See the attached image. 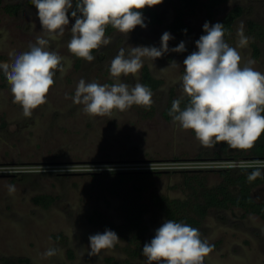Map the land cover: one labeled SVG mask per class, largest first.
<instances>
[{"label": "rangeland", "instance_id": "obj_1", "mask_svg": "<svg viewBox=\"0 0 264 264\" xmlns=\"http://www.w3.org/2000/svg\"><path fill=\"white\" fill-rule=\"evenodd\" d=\"M1 1L2 7L21 5L17 14L0 9V62L11 63L14 55L10 53L28 51L42 29L32 0ZM198 1L195 10L185 18L192 29L190 37L181 38L167 29L175 16L177 0H163L153 7L162 24L151 23L145 13L146 27L137 26L127 35L118 30L106 35L111 43L101 46L93 61L84 60L79 65L67 49L75 22L69 13L70 23L64 36L49 43V50L62 57V71L56 72L47 102L33 110L30 117L13 102L10 87L0 71V264H125L129 259L125 235L108 225L123 223L126 206L143 202L148 205L144 224L150 236L167 220L153 205V193L172 200H187L190 191L185 185V172L208 171L202 177H206L209 188L222 182L219 167L228 168L230 164L212 159L222 151L221 142L205 147L193 131L180 129L172 118L163 115L170 97L183 95L178 78L183 74L184 59L198 50L195 42L206 34L204 23L213 24L204 9L206 0ZM235 6H241L244 14L233 33L224 39L237 47V33L242 28L249 43L237 49L242 57L241 66L252 60L255 63L251 66L264 73V40L258 44L260 54L255 57L252 47L255 39L247 29L249 20L264 27V0H228L217 9L216 19ZM165 32L173 37L169 49L184 42L186 51H169L154 61L145 58L137 76L119 78L120 82L134 86L141 83L143 68L148 66L152 76L161 81L152 92L150 108L133 105L113 117H93L83 112L82 105L73 102L82 78L86 83L101 85L115 82L109 67L120 48H160ZM176 64L179 66L168 68ZM259 145L264 152V134L251 149L231 147L227 154L242 156L235 161H256L252 164L264 168V156L252 155L253 148ZM225 155L221 161L231 160L225 159ZM154 163L162 167L169 163L176 168L152 169L158 167ZM185 166L189 169H184ZM115 171L155 173L146 178L137 175L136 180L121 183L111 174ZM10 186L15 189L11 193ZM252 194L257 201H264V184L256 186ZM39 197L50 201L45 204L37 201ZM106 229L114 231L120 241L114 248L90 256L89 236L102 234ZM199 230L202 239L212 246L204 264H264V220L260 216L238 208L212 209ZM48 249H56L57 254L44 256ZM131 262L146 264V257Z\"/></svg>", "mask_w": 264, "mask_h": 264}, {"label": "clouds", "instance_id": "obj_2", "mask_svg": "<svg viewBox=\"0 0 264 264\" xmlns=\"http://www.w3.org/2000/svg\"><path fill=\"white\" fill-rule=\"evenodd\" d=\"M163 0H32L38 10L41 35L29 44V50L14 55L11 63L0 62V71L10 87L13 102L19 104L26 117L47 102V94L54 85L57 71H62V57L49 50V43L64 36L70 23L69 13L74 19L68 51L88 62L94 60L93 51L111 43L106 29L111 26L128 34L137 26L146 27L142 10L161 4ZM33 28L35 24L33 23ZM205 35L195 42L197 51L183 61V74L179 83L183 95L174 99L169 116L182 130H191L195 138L205 147L226 142L239 150L251 149L264 134V73L255 70V62L249 60L241 66L242 57L238 48H244L249 38L241 28L237 35V47L226 43L222 23L203 25ZM173 39L165 32L161 46H136L120 48L112 59L109 73L115 80L112 84L86 83L79 80L73 102L83 106V112L93 117H113L133 105L150 108L152 90L137 82L134 86L120 82L123 76H137L144 66L145 58L154 61L165 53L186 51L185 43L169 49ZM179 66L170 65V67ZM165 68V69H168ZM162 69L161 71H164ZM187 105L181 109V102ZM261 175L252 172L248 179ZM15 189L10 186L9 192ZM120 241L112 230L89 236L90 256L102 250L112 249ZM212 251L207 240L201 238L197 228L167 219L150 242L145 243L142 255L146 264H204ZM56 249H48L44 256L52 257Z\"/></svg>", "mask_w": 264, "mask_h": 264}, {"label": "trees", "instance_id": "obj_3", "mask_svg": "<svg viewBox=\"0 0 264 264\" xmlns=\"http://www.w3.org/2000/svg\"><path fill=\"white\" fill-rule=\"evenodd\" d=\"M228 0H206L204 3V9L207 14L209 21L213 24L219 22L224 24L225 36L224 38L230 36L233 31L237 21L244 14V9L241 6H235L230 9L223 17L216 19V11L219 7L224 5ZM75 6V0H73ZM199 4L198 0H177L175 5V16L173 20L167 25V29L176 34L181 38H188L191 35L192 29L187 24L185 18L188 14L192 13L196 6ZM21 8L20 4L7 5L5 7L1 6L0 9L9 13L17 14ZM147 13L150 17V22L153 24H162V20L154 11L153 7L145 8L142 10V14ZM248 33L254 36V42L252 47L254 50L255 57L260 54L259 43L264 40V27L254 20L247 21ZM117 31L111 26L106 29V35H110ZM97 50L93 51V56L96 54ZM84 59L76 57L77 65L82 63ZM141 83L148 86L152 92L158 89L161 81L155 79L148 66H145L142 71ZM177 98L173 96L169 99V104L167 109L163 112L164 117L171 119L169 116V111L171 109L172 101ZM187 99H183L181 102V109L187 105ZM264 115V113H262ZM222 151L215 153L213 159H222L223 153L225 159H239L242 156L238 155H228L227 150L231 148L226 142H221ZM253 156L255 158H262L264 156L263 146H255L253 148ZM259 170L261 175L255 180H249V175ZM222 176V182L214 187H207L205 184V178L202 174H207L206 172L200 173H187L185 185L189 189V198L187 200H172L165 196L159 194H152L153 205L161 212L164 213L166 219L174 220L176 222L188 224L194 228L200 229L203 219L208 215L210 210H231L233 208H238L243 210L247 214H256L264 220V201H257L253 197V189L256 186L264 184V168L254 167V168H229L221 169L218 171ZM152 171H145L136 174L135 172H111V174L116 175L119 182L123 183L125 181L136 180V176L139 175L140 178H146L153 175ZM137 188V187H135ZM138 190V188H137ZM37 201L45 202L48 204L50 201L47 197H39ZM148 211V205L143 203L126 206L124 208V221L121 225L109 224L108 228L125 235V240L127 241L126 251L128 252L129 259L125 261V264H134L131 259H137L139 257H144L142 255V248L145 243L151 241L155 234L148 236V227L144 224V216ZM200 232V230H199ZM202 238V237H201ZM116 264V263H115Z\"/></svg>", "mask_w": 264, "mask_h": 264}, {"label": "built area", "instance_id": "obj_4", "mask_svg": "<svg viewBox=\"0 0 264 264\" xmlns=\"http://www.w3.org/2000/svg\"><path fill=\"white\" fill-rule=\"evenodd\" d=\"M216 163H229L230 165H228L229 167L228 168H225L223 167V165H220V170L221 169H229V168H254V167H258L257 165H254L252 163H256V161H235L234 159H231V160H226V161H221V160H218L216 161ZM250 163V164H249ZM155 166H158V167H152V169H164V170H171V169H174L176 168L175 167H172L170 166L169 163H165V165L162 167L161 165H159L158 163H154ZM175 165H177L178 163H174ZM142 169V168H141ZM184 169H189L188 166H185Z\"/></svg>", "mask_w": 264, "mask_h": 264}, {"label": "flooded vegetation", "instance_id": "obj_5", "mask_svg": "<svg viewBox=\"0 0 264 264\" xmlns=\"http://www.w3.org/2000/svg\"><path fill=\"white\" fill-rule=\"evenodd\" d=\"M1 1V0H0ZM1 4H2V1H1ZM2 6V5H1ZM5 7V6H4ZM213 159V158H212ZM199 160H203V159H199ZM209 160V159H208ZM213 160H216V159H213ZM221 160V159H220Z\"/></svg>", "mask_w": 264, "mask_h": 264}]
</instances>
